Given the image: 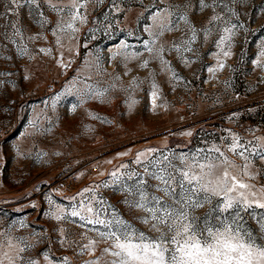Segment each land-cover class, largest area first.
I'll use <instances>...</instances> for the list:
<instances>
[{
    "label": "snow or ice",
    "instance_id": "obj_1",
    "mask_svg": "<svg viewBox=\"0 0 264 264\" xmlns=\"http://www.w3.org/2000/svg\"><path fill=\"white\" fill-rule=\"evenodd\" d=\"M134 2L140 7L137 22H144L142 32L148 38L135 51H129L134 46L120 41L110 59H121L124 76L132 72L128 67L131 62L138 69H150V65L156 64L159 71L150 69L145 78L133 76L124 85L121 75L108 73L99 63L86 64V68L94 69L96 76H111L113 82L108 88H94L87 82L92 79L89 75L82 81L84 86L76 88L74 79L64 92L51 100L53 110L65 95L76 96L73 111L85 97L98 98L103 103L107 93L118 84L119 90L131 97L145 81L153 108L162 106L156 104L162 94L157 76L167 75L168 83L183 79L167 55L174 53L178 62L190 66L195 61L188 54L199 58L195 45L215 37L212 43L218 51L212 55L217 63L207 68L214 76L226 66L222 57L231 56L237 29L244 28L240 22L241 9L246 10L250 4V0ZM90 3L111 6L104 14L108 21L105 31L109 35L112 33L108 30L113 28L111 13L130 10L129 0H0V46L16 45V55L33 58L28 43L47 40L45 33L50 32L56 46L63 48L67 41L71 52V41L77 38L80 27L88 23L86 12ZM198 16L203 19L198 21ZM33 26L40 31L30 34ZM90 32L93 35L88 39H95V29ZM177 32L182 35L172 41L166 39L167 34ZM125 34L130 37L136 32L130 30ZM38 51L50 55L52 48L41 47ZM261 59H264V43L259 58L254 61L256 66L264 68ZM59 63L67 68L71 60L65 62L61 54ZM6 75L0 72V76ZM175 86L172 84L173 90ZM138 102L131 99L129 109ZM32 126L37 127L35 120ZM228 131L229 136L221 138L223 147L212 144L194 154L155 155V148L136 153L131 164L138 167L121 163L108 174L110 179L84 188L78 193L79 200L71 198L74 203L70 211L57 205L55 212L47 213L58 222L76 223L71 218H78L81 229L79 241L68 240L65 229L60 227V235L48 243L88 256L83 264H264V183H259L264 180V136H256L255 130L249 128L252 139L245 140L238 133ZM185 135L192 136V132ZM128 154L120 153L121 156ZM102 189H111L120 198L110 203ZM47 199L49 204H55L51 196ZM202 209L205 211L197 214ZM18 223L21 228L28 227L23 220ZM39 242H28L6 228L0 232V264H71L67 256H56L53 248L37 252ZM101 243L103 247H99Z\"/></svg>",
    "mask_w": 264,
    "mask_h": 264
},
{
    "label": "rangeland",
    "instance_id": "obj_2",
    "mask_svg": "<svg viewBox=\"0 0 264 264\" xmlns=\"http://www.w3.org/2000/svg\"><path fill=\"white\" fill-rule=\"evenodd\" d=\"M110 7L88 5V23L80 27L77 38L71 41V52L67 41L63 48L56 46L50 32L45 33L47 40L28 43L33 58L16 55V45L0 46V72L7 73L0 76V232L8 228L28 242L40 241L36 244L37 252L53 248L56 256H67L71 264H83L89 257L48 243L60 235V227L65 229L68 240L81 239L78 218H71L76 223L58 222L47 215L49 211L55 212L57 205L70 211L74 203L71 198L79 200L78 193L84 188L110 179L108 174L121 163L138 167L131 162L142 150L155 148V155L194 154L212 144L223 147L221 138L229 136L228 130L245 140L252 139L249 128L255 130L256 136H264V68L254 63L264 43V0H250L247 9H241L244 28L237 29L232 54L222 57L226 66L214 76L207 68L217 63L212 55L218 51L212 43L215 37L195 45L199 58L188 54L195 61L190 66L178 62L174 53L167 55L183 79L168 83L167 75L157 76L162 94L156 104L162 106L153 108L145 81L131 97L119 90L118 84L107 93L103 103L98 98L85 97L73 111L77 98L65 95L53 110L51 100L74 79L76 88H82V81L89 75L92 79L87 82L94 88H108L113 82L111 76H96L86 64L99 63L108 73L121 75L124 85L133 76L145 78L150 69L159 71L156 64L150 65V69H138L131 62L128 67L132 72L124 76L121 59H110L120 41L134 46L129 51H135L148 38L142 32L144 22H137L140 7L134 0H129L127 13H111L113 28L108 30L112 33L109 35L104 14ZM90 29H95V39H88L93 35ZM130 30L136 35L126 36ZM38 31L33 26L30 34ZM181 35L169 33L166 39L172 41ZM41 47H51L52 53H40ZM61 54L65 62L71 60L69 67L60 66ZM9 55L12 59L5 60ZM260 62L264 64V59ZM172 84L176 85L174 90ZM131 99L139 102L129 109ZM34 120L36 128L32 126ZM186 132H192V136L185 135ZM123 152L129 154L121 156ZM101 192L110 203L120 198L111 189ZM49 196L55 204H49ZM21 220L28 227L21 228ZM89 235L95 237L94 233Z\"/></svg>",
    "mask_w": 264,
    "mask_h": 264
}]
</instances>
